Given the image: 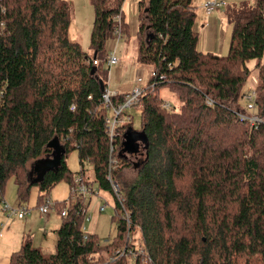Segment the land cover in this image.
Returning <instances> with one entry per match:
<instances>
[{
  "label": "trees",
  "instance_id": "trees-1",
  "mask_svg": "<svg viewBox=\"0 0 264 264\" xmlns=\"http://www.w3.org/2000/svg\"><path fill=\"white\" fill-rule=\"evenodd\" d=\"M123 2L90 0L91 52H85L68 35V0H0V203L10 179L20 206L32 187L36 206L61 180L70 188L67 200H53L61 217L55 251L25 239L6 264H264L262 70L253 100L259 119H240L251 113L246 62L256 59L260 67L264 53V0L219 7H227L231 26L225 55L199 49L193 0H138V60L154 74L132 105L144 135L143 155L138 148L134 160L122 151L132 116L112 134L105 122L127 93L110 96L106 106L99 72L109 37L117 50L126 27L129 33ZM163 86L176 93L177 108L164 107ZM55 136L61 154L42 172ZM72 149L80 165L75 174L66 159ZM85 163L93 180L84 178ZM124 165L137 168L129 184L118 173ZM94 183L114 197L116 234L105 243L82 228L89 198L71 192Z\"/></svg>",
  "mask_w": 264,
  "mask_h": 264
},
{
  "label": "rangeland",
  "instance_id": "rangeland-1",
  "mask_svg": "<svg viewBox=\"0 0 264 264\" xmlns=\"http://www.w3.org/2000/svg\"><path fill=\"white\" fill-rule=\"evenodd\" d=\"M71 3V23L69 25L68 35L71 40L77 41L83 51L91 52L90 48V32L93 21V7L90 3V0H68ZM232 1V0H229ZM247 0L245 2L249 3ZM255 0L250 2L254 4ZM138 0H124L122 4V15L124 16L125 21L128 24V31L126 33L127 27L125 28V34L122 35L118 43V47L116 50V56L119 62L111 67L103 61L102 58L108 55L109 51L112 50L115 44V36L109 37L108 41L105 44V48L103 49L100 59V68L99 72L103 73L104 77H106L107 88L113 89L119 93L129 92L133 85L136 82L137 76L144 72L146 76H148L149 70L153 67L149 64L142 63L138 60L137 54V37H136V28L138 25V12L136 10ZM231 30V26L229 25ZM119 31H121L119 29ZM122 32V31H121ZM225 55V54H218ZM107 57V56H106ZM257 60L253 59L246 62V66L249 69L248 78L246 79L243 89L245 91L256 90V86L260 83L259 75L260 70L264 71V53L262 59L260 61V67H256ZM263 66V67H262ZM146 82V79H145ZM141 83H139L140 85ZM259 92V91H257ZM160 97L167 102L170 107H178L181 103L178 99L175 92H173L169 87L163 86L158 91ZM241 104L243 102L241 101ZM249 111H254L251 109ZM130 116H132V127L134 126L136 129L140 126V117H139V109L132 106L125 109ZM132 127L128 129V134L126 137H129L131 140L140 137V134H134L132 132ZM144 135L140 137L142 140ZM129 147H132V143L128 144ZM143 146H140L139 153L143 155ZM129 159L134 160L132 154H129ZM142 157V156H141ZM67 165L73 174L79 171V163L77 157V151L72 149L67 154ZM84 178L87 180H93L94 173L92 171V166L89 163L84 164ZM118 173L120 174V178L123 179L127 184H129L137 174L136 166H122ZM93 188L96 193L92 192L90 198L88 200L87 212L84 219V224L82 228L85 232L95 234L99 240L103 243L108 241L115 236V223L112 222V217L115 215L116 208L114 204L113 194L109 190H103L97 187L96 183H94ZM35 188V187H34ZM4 197L7 199L5 203L9 204L11 207H17L16 199V188L14 187L13 180L10 179L9 183L5 188ZM69 183L67 180H61L51 188L49 191V198L56 200L57 202L67 200L69 197ZM38 197L36 189L32 190V194L27 199V206L33 208L37 205ZM13 203V204H12ZM104 207L103 210H100V207ZM0 207H3V204L0 203ZM65 209V208H64ZM63 209V210H64ZM56 211L58 210L55 209ZM55 212V211H54ZM59 212V210H58ZM17 216V215H15ZM8 217V218H7ZM7 218V224L3 227V233L0 235V264L8 263L10 256L13 252L17 251L20 247V240H15L14 237L18 236L20 233V226L17 225V221L14 223H9L14 217L13 213L6 211V215H0V221L4 222ZM0 222V223H1ZM6 223V222H5ZM10 224H14V229L16 230L13 234L12 238H9V233H7L8 226ZM44 232H38L37 240L39 239L42 244L41 249L46 253H53L55 251V239L52 230H46V237H44ZM11 233V232H10ZM37 233V230L33 229L30 225H26L25 227V235L24 237H31L33 234ZM7 237L4 240L3 237Z\"/></svg>",
  "mask_w": 264,
  "mask_h": 264
},
{
  "label": "crops",
  "instance_id": "crops-1",
  "mask_svg": "<svg viewBox=\"0 0 264 264\" xmlns=\"http://www.w3.org/2000/svg\"><path fill=\"white\" fill-rule=\"evenodd\" d=\"M205 1H207V0H193V4L195 6L196 13H197V18L195 21V29L197 30V32L199 34V42H198L199 46L198 47H199V49H201L203 51H209V52H212L214 54H226L227 50H228V43H229L231 30L229 28L230 24L228 23L227 19L225 18L224 11L230 5H236V4L238 5V4H240L244 1H247V0H232V1L222 0V1H225L227 7L225 6L222 8H217L210 14H207L205 12V9L203 8V3ZM248 2L250 3V2H252V0H250ZM136 10H137V7H136ZM149 72H150V70H149ZM139 75H144V79L141 82L137 81V78ZM139 75L137 76L136 82L133 85V87L131 88V90L136 86H141L142 88H143V86H145V84H146L145 79L147 81V76L145 75L144 72H141ZM139 83H141V84L139 85ZM106 89H108L107 83H106ZM109 90L114 91L113 89H109ZM131 90L129 92H131ZM114 92L119 93L117 91H114ZM129 92H125V93H129ZM126 122H128V121H126ZM132 132L134 134H140L139 128L136 129L134 126L132 127ZM124 141H125V136L123 138V142ZM133 143H134V145L137 146L136 148H140V146L144 145L143 141L139 138H136V140H134ZM123 153L125 155L129 156V153L127 151H123ZM35 174H36V171H34L33 175H35ZM14 187H15V185H14ZM33 189H36V191H37L36 187L35 188L32 187L30 190L31 191L30 196L32 194ZM6 200L7 199L4 197L3 201L7 202ZM51 200H53V199H51ZM14 203H16L17 208L20 207L17 199H16V202H14ZM1 204H2V202H1ZM0 215L1 216L6 215V211H4L3 208H1V207H0ZM14 217H16V218H13L9 223H14L15 221H17V225L20 226L21 231L18 234V236H15L13 234L16 231L14 229V226H13L14 224H10L8 226V229H7V233H9V238H12L13 236H15L14 239L20 240V244L23 240L28 239L33 243V245H35V246L38 245L41 247L42 244L40 243L39 239L37 240L38 232L45 231L44 237H46V235H47L46 230L49 229V230H52V232L54 234V239L56 242L55 230L61 224V217L59 216V214L57 213L56 210H53V211L45 214V213H41L38 210L37 206H35L32 208L30 213L27 214L25 217L19 218L18 216H15V215H14ZM7 218L5 219L4 222L0 221L1 224L3 225V227L8 225L7 224ZM26 225H30L33 229L37 230V233L33 234L31 237H29V236L24 237ZM2 230H3V228L1 229V231ZM2 233H3V231L1 232V234ZM3 238H4V240L7 239L6 236Z\"/></svg>",
  "mask_w": 264,
  "mask_h": 264
},
{
  "label": "built area",
  "instance_id": "built-area-1",
  "mask_svg": "<svg viewBox=\"0 0 264 264\" xmlns=\"http://www.w3.org/2000/svg\"><path fill=\"white\" fill-rule=\"evenodd\" d=\"M224 5H226V3L222 0H208V1L204 2L203 8L205 9V12L207 14H210L215 9H217L221 6H224ZM117 37L119 39L121 38L119 29L117 31ZM105 60H106V64L108 66L115 65L118 62V58L116 56V46L112 50L109 51ZM93 63L96 64V61L94 60ZM148 74L153 75L154 74L153 69H150V72ZM143 79H144V75H139L137 78V81L141 82ZM141 92H142V87L136 86L131 90V92L126 94L125 100L122 103L118 104L116 108L110 107L109 113L105 118V122L108 126L110 134H112V132L116 126L123 124L126 121H129V117L127 115V112H125V109L131 107L136 102V100L140 96ZM115 94H116V92H114V91H110L108 89L104 90V92L102 93V99L104 100L106 106L109 105L110 96H113ZM255 96L256 95H255L254 90L251 91L250 93H248L247 95H245V100H246L245 106H246V109L248 111L251 109L253 110V107H254L253 100H254ZM207 104H211V101L207 100ZM164 107L169 108L170 105L167 102H165ZM120 112H125V113L123 116H120V114H119ZM249 112H251V113L250 114L240 113V119H243V120L247 119L251 123L256 122L259 119L257 117V115L252 113V111H249ZM79 180H80V178L77 177L76 181L79 182ZM112 185H113V189H114L116 195L118 196L120 201H122V197H121L120 190H119L117 183L112 182ZM93 191L96 193L95 189L92 186H87L85 184H79L76 188L71 189V192H76L77 194H80L81 196L88 197V198H90V195ZM2 204H3L2 208L4 211H9V212L13 213V215H17L19 218L25 217L32 210V208L28 207L27 205H22L18 208L17 207L14 208V207H11L9 204L5 203V201H2ZM37 208L41 213H45V214L55 210L54 202H53V200H51L49 198H47L45 200V203L37 206ZM103 208H104L103 206L100 207V210H103ZM65 212H66V209L62 210L61 214L64 215ZM126 217L128 218V216H126ZM2 228H3V225L0 223V235L2 232L1 231Z\"/></svg>",
  "mask_w": 264,
  "mask_h": 264
},
{
  "label": "water",
  "instance_id": "water-1",
  "mask_svg": "<svg viewBox=\"0 0 264 264\" xmlns=\"http://www.w3.org/2000/svg\"><path fill=\"white\" fill-rule=\"evenodd\" d=\"M127 134H128V130L124 134L125 141L123 142L122 151H127L129 154L134 155L138 149L136 148L137 146L134 145L133 143V141L136 140V138L131 140L129 137H126ZM129 143H132V147H129L128 145ZM48 145H51L54 148V152L51 157H47L41 160V162L45 163L40 167L42 172L55 167V163L58 160L62 150V147L58 143V138L56 136L49 141Z\"/></svg>",
  "mask_w": 264,
  "mask_h": 264
}]
</instances>
